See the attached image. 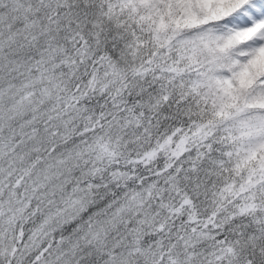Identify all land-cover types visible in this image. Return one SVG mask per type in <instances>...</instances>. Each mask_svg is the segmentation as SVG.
<instances>
[{
  "label": "snow or ice",
  "instance_id": "snow-or-ice-1",
  "mask_svg": "<svg viewBox=\"0 0 264 264\" xmlns=\"http://www.w3.org/2000/svg\"><path fill=\"white\" fill-rule=\"evenodd\" d=\"M0 264H264V0H0Z\"/></svg>",
  "mask_w": 264,
  "mask_h": 264
}]
</instances>
